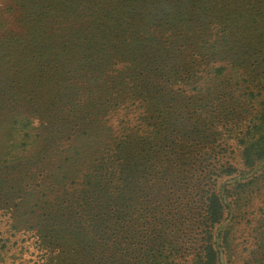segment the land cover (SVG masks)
Segmentation results:
<instances>
[{
    "label": "trees",
    "instance_id": "1",
    "mask_svg": "<svg viewBox=\"0 0 264 264\" xmlns=\"http://www.w3.org/2000/svg\"><path fill=\"white\" fill-rule=\"evenodd\" d=\"M255 200L264 0H0V264H221Z\"/></svg>",
    "mask_w": 264,
    "mask_h": 264
},
{
    "label": "rangeland",
    "instance_id": "2",
    "mask_svg": "<svg viewBox=\"0 0 264 264\" xmlns=\"http://www.w3.org/2000/svg\"><path fill=\"white\" fill-rule=\"evenodd\" d=\"M232 156L234 158V163L237 166H240L238 151L235 150ZM230 177L231 176H229V178ZM229 178L227 177L226 179ZM262 203L263 200L253 201L249 211L247 207L245 209H237L234 205H232V209H230L231 213L229 215L227 211L228 218L226 221V226H232L231 230L234 231L233 235L235 239L231 244L232 249L230 251L225 249L221 264H256V259L254 260V256L252 257L250 252L258 243H260L259 252L264 251V222L261 220L255 221L257 216L260 215V213L256 211L258 208L257 206ZM251 218L253 220L250 222ZM257 226L261 231L254 230V228ZM259 262L262 261L259 260Z\"/></svg>",
    "mask_w": 264,
    "mask_h": 264
}]
</instances>
